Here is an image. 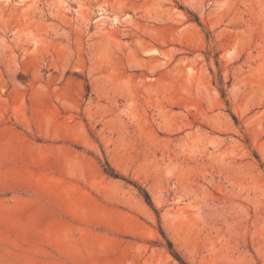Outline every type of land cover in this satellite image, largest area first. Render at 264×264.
<instances>
[{
  "label": "rangeland",
  "instance_id": "rangeland-1",
  "mask_svg": "<svg viewBox=\"0 0 264 264\" xmlns=\"http://www.w3.org/2000/svg\"><path fill=\"white\" fill-rule=\"evenodd\" d=\"M0 264H264V0H0Z\"/></svg>",
  "mask_w": 264,
  "mask_h": 264
},
{
  "label": "trees",
  "instance_id": "trees-1",
  "mask_svg": "<svg viewBox=\"0 0 264 264\" xmlns=\"http://www.w3.org/2000/svg\"><path fill=\"white\" fill-rule=\"evenodd\" d=\"M110 175H111L112 177L118 178V176H117L116 174H114L113 171L110 172ZM145 196H146L147 201L151 203L150 196L147 194V192H145ZM175 257L178 258L179 256H178L177 254H175ZM178 259H179V258H178Z\"/></svg>",
  "mask_w": 264,
  "mask_h": 264
}]
</instances>
